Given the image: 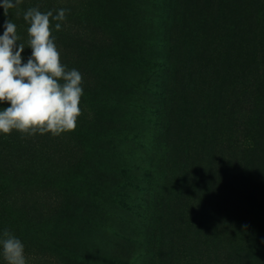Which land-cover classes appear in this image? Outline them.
<instances>
[{
  "label": "rangeland",
  "instance_id": "rangeland-1",
  "mask_svg": "<svg viewBox=\"0 0 264 264\" xmlns=\"http://www.w3.org/2000/svg\"><path fill=\"white\" fill-rule=\"evenodd\" d=\"M35 1L0 35L24 63V13L65 9L83 95L74 131L0 134L26 264H264V0Z\"/></svg>",
  "mask_w": 264,
  "mask_h": 264
},
{
  "label": "clouds",
  "instance_id": "clouds-1",
  "mask_svg": "<svg viewBox=\"0 0 264 264\" xmlns=\"http://www.w3.org/2000/svg\"><path fill=\"white\" fill-rule=\"evenodd\" d=\"M21 0H2L7 15ZM66 10L41 12L29 8L23 19L27 28L31 56L22 63L25 46L17 42V26L10 20L0 35V103L10 106L0 110V134L17 131L22 135L50 133L59 136L74 131L80 117L83 77L76 69H67L52 36V20L63 22ZM56 23L55 29L60 30ZM0 255L6 264H26L24 245L11 232L0 234Z\"/></svg>",
  "mask_w": 264,
  "mask_h": 264
},
{
  "label": "trees",
  "instance_id": "trees-1",
  "mask_svg": "<svg viewBox=\"0 0 264 264\" xmlns=\"http://www.w3.org/2000/svg\"><path fill=\"white\" fill-rule=\"evenodd\" d=\"M21 1H23L27 4H30L31 6H36L38 4L35 0H21ZM0 24H3V22H1ZM21 55H22V53H21ZM27 60H28V58H26L23 62L26 63ZM3 171H4V169L1 168V166H0V209L1 210L7 209L10 212H12L11 204L9 203L6 205L4 203L3 197L6 196V193L8 192V190H13V187H14V186L12 187L13 181H10V180H12L15 175L12 173L13 175L9 176V171L5 174L3 173ZM7 214H9V213L7 212ZM3 232H4L3 226L0 224V234H2Z\"/></svg>",
  "mask_w": 264,
  "mask_h": 264
}]
</instances>
